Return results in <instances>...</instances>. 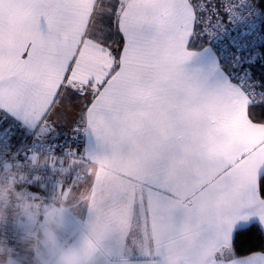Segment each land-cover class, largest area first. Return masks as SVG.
I'll return each mask as SVG.
<instances>
[{"label":"snow or ice","instance_id":"6c2138e0","mask_svg":"<svg viewBox=\"0 0 264 264\" xmlns=\"http://www.w3.org/2000/svg\"><path fill=\"white\" fill-rule=\"evenodd\" d=\"M41 149L146 264H264V0H0V158Z\"/></svg>","mask_w":264,"mask_h":264},{"label":"crops","instance_id":"0c3cea01","mask_svg":"<svg viewBox=\"0 0 264 264\" xmlns=\"http://www.w3.org/2000/svg\"><path fill=\"white\" fill-rule=\"evenodd\" d=\"M77 164L74 160L71 182L59 184L56 207L36 197L46 201V215L22 221L5 264H146L138 230L120 233L111 229L99 237L94 234L92 201L87 190L80 187L83 180L77 175Z\"/></svg>","mask_w":264,"mask_h":264},{"label":"built area","instance_id":"2783aa9c","mask_svg":"<svg viewBox=\"0 0 264 264\" xmlns=\"http://www.w3.org/2000/svg\"><path fill=\"white\" fill-rule=\"evenodd\" d=\"M46 156L50 157L49 162H45ZM0 162L6 165L0 181V264H5L12 255L22 221L32 216L42 219L48 209L44 199L30 196L27 200L23 195L36 184H69L74 159L41 149L32 151L26 158L20 153L18 158L14 155L9 159L1 158Z\"/></svg>","mask_w":264,"mask_h":264},{"label":"rangeland","instance_id":"374dc122","mask_svg":"<svg viewBox=\"0 0 264 264\" xmlns=\"http://www.w3.org/2000/svg\"><path fill=\"white\" fill-rule=\"evenodd\" d=\"M49 161H50V157L46 156L45 162H49ZM0 165H4V163L0 162ZM60 193H61L60 186L57 182H54V183L48 182L47 184H36L35 187L28 189L26 194L23 195V197L27 200H29L30 196L41 197L47 200L54 207H56L57 197L60 195Z\"/></svg>","mask_w":264,"mask_h":264},{"label":"trees","instance_id":"16d2710c","mask_svg":"<svg viewBox=\"0 0 264 264\" xmlns=\"http://www.w3.org/2000/svg\"><path fill=\"white\" fill-rule=\"evenodd\" d=\"M83 146V144H82ZM5 165V164H4ZM0 165V181L1 179L3 178V176L5 175V168H6V165ZM35 187V186H34ZM33 188V187H32Z\"/></svg>","mask_w":264,"mask_h":264},{"label":"clouds","instance_id":"9594fccd","mask_svg":"<svg viewBox=\"0 0 264 264\" xmlns=\"http://www.w3.org/2000/svg\"><path fill=\"white\" fill-rule=\"evenodd\" d=\"M49 219H50V221H52L54 223V218L53 217L49 216Z\"/></svg>","mask_w":264,"mask_h":264}]
</instances>
